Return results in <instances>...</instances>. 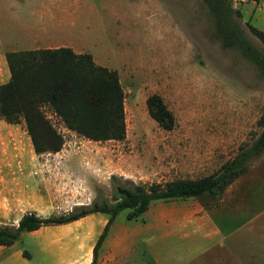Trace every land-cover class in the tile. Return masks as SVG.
<instances>
[{
    "label": "rangeland",
    "instance_id": "rangeland-1",
    "mask_svg": "<svg viewBox=\"0 0 264 264\" xmlns=\"http://www.w3.org/2000/svg\"><path fill=\"white\" fill-rule=\"evenodd\" d=\"M235 20L264 56V43L249 30L248 16ZM0 42L9 50L64 45L89 53L118 73L126 122L123 140L92 141L53 116L64 143L57 152L40 154L24 129L0 130V225H16L28 211L46 217L106 198L113 175L164 183L211 174L261 130L264 75L238 49L222 46L202 0H0ZM153 93L174 115L170 130L147 111L146 98ZM261 166L264 152L247 171ZM261 179L249 188L255 222L264 215V175ZM219 197L197 199L212 203ZM154 215L152 203L145 216ZM106 216L93 213L23 233L10 247H0V256L25 258L26 251V258L39 264H89ZM142 221L127 220L125 211L117 215L105 241L110 247L100 249V264L115 259L116 264H212L202 262L210 242H197L198 233L186 236ZM122 238L125 256L113 252ZM245 245L256 254L250 264H264L262 242Z\"/></svg>",
    "mask_w": 264,
    "mask_h": 264
},
{
    "label": "trees",
    "instance_id": "trees-1",
    "mask_svg": "<svg viewBox=\"0 0 264 264\" xmlns=\"http://www.w3.org/2000/svg\"><path fill=\"white\" fill-rule=\"evenodd\" d=\"M209 8L223 47H234L264 75V56L239 26L228 0H202ZM249 30L264 43V32L248 23ZM10 78L0 84V119L16 124L24 122L37 154L57 152L64 143L49 112L62 125L92 141L123 140L126 136L124 91L115 70L97 64L89 53H75L70 47L7 51ZM150 117L170 130L175 118L161 95L146 98ZM257 125L261 128L249 145L226 160L217 171L198 178H175L164 183H142L111 176L114 184L106 198L93 199L70 211L41 216L25 212L17 225H0V246H10L23 233L43 226L67 224L91 213L107 215L92 249L89 264H100L99 250L107 238L111 223L121 211L127 220H143L150 204L179 198L219 197L225 188L248 170L249 162L264 152V104ZM25 257H29L26 251Z\"/></svg>",
    "mask_w": 264,
    "mask_h": 264
},
{
    "label": "crops",
    "instance_id": "crops-1",
    "mask_svg": "<svg viewBox=\"0 0 264 264\" xmlns=\"http://www.w3.org/2000/svg\"><path fill=\"white\" fill-rule=\"evenodd\" d=\"M239 12L241 16H248L250 19L249 23L251 20H253L257 24L255 27L264 32V0H259V4L257 6L252 5L251 3L244 4L240 7ZM60 46L64 45H46L41 47L35 46L23 50L57 48ZM67 47H70L75 53H81L71 46ZM7 51L20 50H9V48L0 42V84L7 82L10 78V71L5 57V53ZM49 116L53 117L51 112H49ZM18 128H22V130L24 129L26 132L24 122L11 124L3 119H0L1 132L6 129H12L17 132ZM14 141L16 140L14 139ZM3 142L5 143V140ZM261 168L262 166L257 168L258 170H253L251 168L249 171H246L244 174L237 177L225 188L221 196L212 203L199 201L197 198H179L168 201L153 202L155 209L154 218L149 220L145 216L150 207L149 206L144 213V221L139 224L142 225L149 223L154 226L167 227L170 228L173 233L179 232L186 236L196 235L198 233L199 237L197 242L199 240H208L210 242L208 247L202 250V255L205 254L207 257L206 259L202 260L203 263L211 260L212 264H250L255 260L256 254L254 250L250 249V246L245 244L252 245V248L254 246V241L262 242L264 245V215H261V220L258 222H255V218H252L253 204L251 203L252 196L250 195L249 189L252 186L255 187L257 181L259 182V180H262L261 176L264 175V169ZM164 203H168V206H165ZM243 218L244 221H242ZM106 222L107 216L103 227ZM105 241L103 242L102 246L107 250V248L110 246L109 243ZM121 241V247H117L115 249L113 248V252L115 254H123V256L128 255L129 251L123 247L124 238H122ZM95 242H93L91 245V259L92 249ZM215 244L218 245V251L212 255V247L216 246ZM243 245L247 246L246 251L244 252L245 254H243ZM116 256H114V258ZM25 258L22 256H16V254L13 253H8L2 257L0 256V264H39L35 261ZM113 260L111 259V261ZM117 262H119V259H115L114 264Z\"/></svg>",
    "mask_w": 264,
    "mask_h": 264
},
{
    "label": "built area",
    "instance_id": "built-area-1",
    "mask_svg": "<svg viewBox=\"0 0 264 264\" xmlns=\"http://www.w3.org/2000/svg\"><path fill=\"white\" fill-rule=\"evenodd\" d=\"M228 2L234 10H239L242 5L248 3H251L255 6L259 4V0H228Z\"/></svg>",
    "mask_w": 264,
    "mask_h": 264
}]
</instances>
